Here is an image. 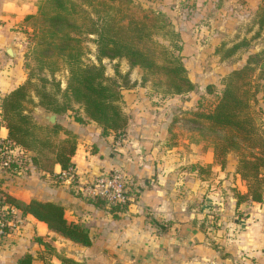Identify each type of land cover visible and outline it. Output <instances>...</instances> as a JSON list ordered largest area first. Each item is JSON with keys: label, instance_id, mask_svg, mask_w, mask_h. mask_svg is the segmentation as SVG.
<instances>
[{"label": "crops", "instance_id": "0c3cea01", "mask_svg": "<svg viewBox=\"0 0 264 264\" xmlns=\"http://www.w3.org/2000/svg\"><path fill=\"white\" fill-rule=\"evenodd\" d=\"M41 1L0 0V100L25 79L17 44H21L29 21L26 17L37 14ZM176 2L149 3L168 11L176 8ZM9 44L17 48L16 58L6 52ZM134 91L122 92L127 103L123 107L128 115L123 133L127 138L117 140L114 132L102 134L95 122L78 123L56 114V122L76 136L71 161L80 179L112 167L120 168L128 179L138 178L125 209L113 214L105 203L96 205L86 200L72 183L58 181L55 176L60 178L63 172L60 165L47 173L26 158L18 171L0 172V191L23 202L37 199L62 205L69 221L89 229L91 243H74L17 209L21 221L0 234V264H18L25 254L37 264H44L46 259L50 264H64L56 255H47L40 239L78 264H264V201H238L233 191L225 194L219 187L210 186L199 166L213 163L212 149L205 157L198 149L200 144L185 138L178 143L170 141L169 126L156 116L166 110H153L152 119L150 105L145 99H136L138 91ZM37 108L35 113L40 111ZM0 135L7 136L5 126ZM212 170L217 178H226L224 184L231 183L232 175V186L246 193L234 161L226 169L217 165Z\"/></svg>", "mask_w": 264, "mask_h": 264}, {"label": "trees", "instance_id": "16d2710c", "mask_svg": "<svg viewBox=\"0 0 264 264\" xmlns=\"http://www.w3.org/2000/svg\"><path fill=\"white\" fill-rule=\"evenodd\" d=\"M79 1L42 0L37 14L26 17V20L35 19L38 22L40 32L36 34L33 53L40 63L39 69L53 72L58 68V64L51 65L49 62L51 55L61 57L66 65L69 75L66 90L62 92L65 102L58 104L55 94L45 89L30 92L29 80L27 84L23 82L10 90L0 100V113L7 137L26 153L25 159H30L39 170L47 173H53L57 164L63 171L73 166L71 157L77 147L76 136L58 123L49 126L36 121L31 111L27 110L26 103L57 115L73 110L72 102L77 103L84 116H75L74 120L78 123L95 122L104 135L120 133L127 124V117L119 102L123 98L122 89L130 88L133 84L123 87L115 78L105 75L102 64H82V48L79 38L73 33L89 31L96 34L99 61L102 58H126L131 67L138 66L145 71V75L150 76L158 93L182 95L195 87L180 54L181 36L165 15L166 11L149 3L153 1ZM182 10L187 14L195 12L188 4ZM257 23L259 28L264 27V0L257 9ZM240 45L234 44L229 53ZM119 73L116 70V75ZM263 78L264 51L250 54L245 65L224 75L221 95L213 107L208 111L193 112L187 120L193 128L205 129L208 133L213 161L219 159L221 168H224L228 153H237L235 172L246 187L245 194L236 192L238 201H264V122L260 115L261 106L254 107L259 101L264 102ZM40 81L47 82V79L41 77ZM55 86L56 91H60L59 84L55 83ZM28 152L33 155L28 156ZM1 173L14 172L7 169ZM55 177L60 181L58 175ZM0 192L5 203L44 222L51 231L74 243L90 245L89 229L69 221L62 205L37 199L23 202ZM85 198L96 205L104 204L98 197ZM126 204L110 205V211L113 214L121 211ZM40 241L49 257L56 255L64 264H78L61 256L50 243ZM17 263L37 264L30 254L19 258ZM44 264L50 263L46 259Z\"/></svg>", "mask_w": 264, "mask_h": 264}, {"label": "rangeland", "instance_id": "374dc122", "mask_svg": "<svg viewBox=\"0 0 264 264\" xmlns=\"http://www.w3.org/2000/svg\"><path fill=\"white\" fill-rule=\"evenodd\" d=\"M75 1L80 2L79 0ZM185 1L177 0L173 4L176 8L173 10L171 7V10L166 11L165 15L171 20L175 30L181 36L180 54L187 74L195 84L194 89L186 94L170 96L158 93L150 76L145 75V71L138 66L131 67L126 58L113 60L102 58L99 61L97 59L96 34L84 31L73 33V35L79 38V44L82 48L80 58L82 64H102L105 75L115 78L123 87L133 84L130 88H123L122 91L135 89V94L138 91L136 99L139 97V100H146V104L150 105V110H152V119L155 118L153 110H166L165 113H158L156 116L160 118L158 121H165L166 125L169 126L171 135L168 139L178 143V141L185 138L190 143L200 144L201 147H198V149L203 151V156L206 157V153L212 149L211 140L207 137L209 136L208 133L206 134L205 129L193 128L187 120L193 112L208 111L213 107L221 95L222 79L226 73L245 65L250 54L264 51V27L259 28L257 23V9L261 0H202L199 5L195 2L190 4L187 0ZM155 4L157 5L156 2ZM187 4L191 6V9L194 8L195 15L192 12L187 14L182 10L184 5ZM38 28V22L35 19L29 20L21 34V44H17L21 48L19 58L26 74L23 82L27 84V81H30L31 84L28 85L30 92L36 89H45L50 94H55L57 103L61 104L65 102L62 92L66 90L68 70L63 59L56 55H51L48 58L51 65L58 64L56 70L50 72L46 69H39L40 63L36 54L33 53V47L37 39L36 34L40 32ZM234 44L241 45L229 53ZM116 70L120 72L118 75H116ZM41 77L46 78L47 82L40 81ZM262 81L264 82V78ZM55 83L59 84L60 91H56ZM259 97H261V94H259ZM119 104L122 111L123 107L127 106L123 98ZM71 105L73 110H68L59 114V116H67L73 119L75 116H84L79 104L72 102ZM258 106L262 108L260 115L264 122V102L259 101L254 104L255 108ZM26 107L37 121L35 107L32 106V103H26ZM37 109L45 110L40 107ZM124 114L128 122V115ZM125 129L126 126L123 131L116 133L115 138L117 140L127 138L123 135V133H126ZM227 156L224 169L229 167L231 161L236 163L237 153L231 151ZM219 161V159H215L211 164L198 166L210 186L219 187L225 194L227 192H229L227 194H230L233 191L235 195L238 189L237 186H232V184H235L232 175L229 176L231 183L224 184L223 181L226 178L224 176L217 178V174H214L212 170V167L220 166ZM112 168L120 170L117 167ZM136 181H138L136 177L129 179L130 194L132 190H135Z\"/></svg>", "mask_w": 264, "mask_h": 264}, {"label": "built area", "instance_id": "2783aa9c", "mask_svg": "<svg viewBox=\"0 0 264 264\" xmlns=\"http://www.w3.org/2000/svg\"><path fill=\"white\" fill-rule=\"evenodd\" d=\"M1 112V111H0ZM4 126L0 113V129ZM26 153L12 142L7 136L0 135V172L10 169L18 171L25 161ZM60 179L73 184L77 190L83 192L86 197H98L108 206L113 204H126L129 202V179L125 174L115 168H108L99 174H90L85 178H79L74 166L64 170ZM79 181V183H78ZM17 209L3 201L0 194V234L6 229L12 228L21 219L16 216Z\"/></svg>", "mask_w": 264, "mask_h": 264}, {"label": "water", "instance_id": "95a60500", "mask_svg": "<svg viewBox=\"0 0 264 264\" xmlns=\"http://www.w3.org/2000/svg\"><path fill=\"white\" fill-rule=\"evenodd\" d=\"M6 52L12 58L17 57V48L12 44H9L6 46ZM36 116H37V120L40 123H45V124H48L49 126H53L54 124H56V114L53 112H49L47 110H40L36 112ZM263 230H264V224H263Z\"/></svg>", "mask_w": 264, "mask_h": 264}]
</instances>
